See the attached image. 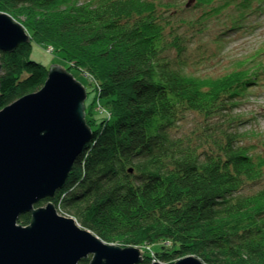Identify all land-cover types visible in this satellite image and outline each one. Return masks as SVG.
Returning a JSON list of instances; mask_svg holds the SVG:
<instances>
[{
  "label": "trees",
  "instance_id": "1",
  "mask_svg": "<svg viewBox=\"0 0 264 264\" xmlns=\"http://www.w3.org/2000/svg\"><path fill=\"white\" fill-rule=\"evenodd\" d=\"M188 2L0 0V13L31 37L0 52V110L44 87L50 69L33 60L31 47L51 46L69 73L91 79L96 97L85 111L93 135L65 188L38 207L52 201L104 242L143 248L142 264L153 263L145 250L153 246L159 263L195 256L264 264V188L247 192L264 177V155L243 144L233 114L264 62L254 56L219 76L185 70L189 48L213 21L241 28L264 0ZM98 101L102 112L93 110ZM31 220L27 213L19 224Z\"/></svg>",
  "mask_w": 264,
  "mask_h": 264
},
{
  "label": "water",
  "instance_id": "2",
  "mask_svg": "<svg viewBox=\"0 0 264 264\" xmlns=\"http://www.w3.org/2000/svg\"><path fill=\"white\" fill-rule=\"evenodd\" d=\"M29 42L24 26L0 13V52ZM86 99L85 86L52 64L42 89L0 110V264H80L90 257V264H142L143 249L104 242L52 201L38 207L65 188L92 139ZM27 213L32 220L23 226L19 219ZM174 264L206 263L188 256Z\"/></svg>",
  "mask_w": 264,
  "mask_h": 264
},
{
  "label": "rangeland",
  "instance_id": "3",
  "mask_svg": "<svg viewBox=\"0 0 264 264\" xmlns=\"http://www.w3.org/2000/svg\"><path fill=\"white\" fill-rule=\"evenodd\" d=\"M79 1L85 2L88 0ZM180 2L186 5L188 0H180ZM215 5H218V3ZM254 7H257L256 4H254ZM232 9L229 8L225 12L223 18L226 21L230 19ZM256 10L259 12L255 13ZM255 11L250 13L246 17L243 26L236 30H227V24L222 21H213L210 31L202 35L199 41L196 40L189 48L185 70L189 74L197 76H219L232 71L241 64L240 62L248 61V58L254 56L264 62V55H262L264 54V4L259 8L257 7ZM195 14L199 13L195 12ZM224 31L225 33L222 35L221 33ZM215 38H220L222 43L214 41ZM50 50L52 51L50 52ZM31 51L33 60L42 63L48 69H51L52 64L60 65L65 69L67 67L63 55L56 52L51 46L46 47L33 43ZM72 75L85 86L86 92L89 93L86 106L91 107L96 97V91L90 85V77L77 71H73ZM258 82V85H253L249 89L248 95L241 100L239 106L234 109L233 114L240 116V120L243 122L238 127L239 131L244 134L243 144L250 147L255 155H264V71L261 73ZM93 110L94 112H102L105 108L98 101L94 104ZM191 126L192 124L189 123L185 129L189 131ZM263 188L264 177L258 183L248 187L247 192L252 194ZM77 224L81 226L78 222ZM155 248L156 246L145 248L152 256L153 262H156Z\"/></svg>",
  "mask_w": 264,
  "mask_h": 264
},
{
  "label": "built area",
  "instance_id": "4",
  "mask_svg": "<svg viewBox=\"0 0 264 264\" xmlns=\"http://www.w3.org/2000/svg\"><path fill=\"white\" fill-rule=\"evenodd\" d=\"M52 50H50V52H51ZM155 262V261H154Z\"/></svg>",
  "mask_w": 264,
  "mask_h": 264
}]
</instances>
